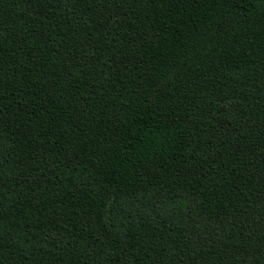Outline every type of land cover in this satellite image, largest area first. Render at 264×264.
I'll return each mask as SVG.
<instances>
[{
  "label": "trees",
  "instance_id": "trees-1",
  "mask_svg": "<svg viewBox=\"0 0 264 264\" xmlns=\"http://www.w3.org/2000/svg\"><path fill=\"white\" fill-rule=\"evenodd\" d=\"M0 264H264V0H0Z\"/></svg>",
  "mask_w": 264,
  "mask_h": 264
}]
</instances>
